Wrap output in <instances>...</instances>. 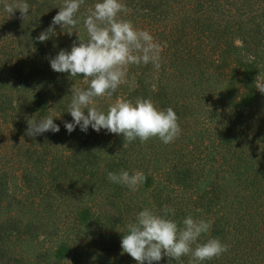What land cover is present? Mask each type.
Masks as SVG:
<instances>
[{
	"label": "trees",
	"instance_id": "trees-1",
	"mask_svg": "<svg viewBox=\"0 0 264 264\" xmlns=\"http://www.w3.org/2000/svg\"><path fill=\"white\" fill-rule=\"evenodd\" d=\"M26 2L23 20L5 12L13 0H0V132L13 149L4 164L0 150V264H46L53 255L54 264H137L122 254V236L139 212L163 215L165 205L179 226L188 216L211 222L199 243L229 246L200 264H264V0H120L127 11L118 18L161 45L160 67L129 65L127 83L95 106L107 112L117 100L150 99L171 107L181 128L169 144L151 138L126 146L103 129L67 132L71 89L89 81L49 63L78 36L88 40L83 21L99 0H84L78 25H57L45 42L36 37L64 0ZM227 69L231 85L223 91ZM47 116L59 133L26 135L30 119ZM121 170L146 180L133 191L107 179Z\"/></svg>",
	"mask_w": 264,
	"mask_h": 264
},
{
	"label": "clouds",
	"instance_id": "clouds-1",
	"mask_svg": "<svg viewBox=\"0 0 264 264\" xmlns=\"http://www.w3.org/2000/svg\"><path fill=\"white\" fill-rule=\"evenodd\" d=\"M83 4L84 0H64L49 28L41 32L36 40H49L57 25L75 28L79 23L77 13ZM4 10L9 17L19 11L21 19L25 20L30 5L26 0H13V3L4 5ZM126 11L120 0H99L83 21L88 40L85 42L77 35L78 44L74 42L70 51L60 50L50 59L53 71L69 73L72 78L82 75L89 81L87 89H71L68 113L72 122L65 121L64 127L69 134L77 127L87 133L91 127L97 133L103 129L122 135L124 146L136 139L144 143L151 138H159L164 144L172 143L181 134V128L179 118L171 107L161 110L150 99L139 98L134 104L130 100H117L107 112L95 106L97 97L110 98L121 84L127 83L129 65L152 63L157 69L160 67L161 45L154 42L148 31L138 30L131 21L118 18ZM258 90L264 94V89ZM49 131H60L52 117L32 118L28 121L26 135L34 138ZM107 179L135 191L146 177L141 171L129 174L121 170L118 174L108 172ZM162 212L163 215H157L145 208L137 214L136 221L127 226L128 231L122 236V254H128L137 264H158L165 256L171 264L188 255L192 257V264H200L219 258L229 250V246L217 238L198 242L201 235L211 229V222L188 216L179 226L176 221L167 218L169 213L174 215L173 209L165 205Z\"/></svg>",
	"mask_w": 264,
	"mask_h": 264
},
{
	"label": "rangeland",
	"instance_id": "rangeland-1",
	"mask_svg": "<svg viewBox=\"0 0 264 264\" xmlns=\"http://www.w3.org/2000/svg\"><path fill=\"white\" fill-rule=\"evenodd\" d=\"M86 9H88V8H86ZM34 27H36L35 25V22L32 24ZM81 28H83V26H81ZM227 74H226V76L227 77H225V80L222 82L223 83V86H222V89H223V91H226V90H224V89H226V88H229L230 87V82L228 81V80H231L232 78H230V79H228V74H229V76H231L232 75V73H231V71L229 70V69H227ZM154 79H156V78H154ZM196 94V96L198 95L199 96V102H200V88H197V90H196V92H195ZM202 95V94H201ZM215 95H217V98H222V101H224V102H227L228 101V99H226L225 97H223V96H220V93H216L215 92ZM232 97H234V93H232ZM0 136L2 137L3 135H2V133L0 132ZM9 143H8V139H7V137H5V136H3V139H0V150L1 151H4L5 153H7V156H6V159L4 160V161H2V163L4 164L5 162H9V161H11V153L13 152V149H11V147H9L10 145H8ZM3 149V150H2ZM0 166H1V164H0ZM4 217V216H3ZM19 249H20V247H18ZM26 249V248H25ZM27 251V250H26ZM54 263H56V259L54 258V255L53 256H51V257H49L48 258V260H47V262H46V264H54Z\"/></svg>",
	"mask_w": 264,
	"mask_h": 264
}]
</instances>
